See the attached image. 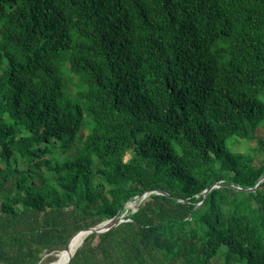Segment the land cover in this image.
Masks as SVG:
<instances>
[{"label": "trees", "instance_id": "trees-1", "mask_svg": "<svg viewBox=\"0 0 264 264\" xmlns=\"http://www.w3.org/2000/svg\"><path fill=\"white\" fill-rule=\"evenodd\" d=\"M115 217L69 264H264V0H0V264Z\"/></svg>", "mask_w": 264, "mask_h": 264}, {"label": "water", "instance_id": "water-1", "mask_svg": "<svg viewBox=\"0 0 264 264\" xmlns=\"http://www.w3.org/2000/svg\"><path fill=\"white\" fill-rule=\"evenodd\" d=\"M212 188L213 187H211V188H209V189H207L205 192H204V196L206 197L207 195H208V193L212 190ZM237 189H240V188H238V187H236ZM252 189H250V190H247V191H251ZM160 193H163L164 194V192H161V191H159ZM149 195V193H146V194H144V195H142V196H140V197H138V201H139V203H138V207H139V205L146 199V197ZM116 219H118V217H115L114 219H111V220H108V221H105L104 223H102V224H100V225H98L97 227H93V228H90V229H86V230H83V231H80V232H78V233H84V234H86V236L87 235H89L90 233H102V232H105V231H108L111 227H110V225L112 224V223H114L115 222V220ZM125 220V216L124 215H122L121 217H120V219H119V221H118V223H120V222H122V221H124ZM117 223V224H118ZM116 224V225H117ZM78 233H76V234H78ZM75 234V235H76ZM74 235V236H75ZM73 236V237H74ZM73 237H72V239H73ZM71 239V240H72ZM70 240V241H71ZM69 244H70V242H69ZM69 244L66 246V248L65 249H67L68 248V246H69ZM75 254V253H74ZM74 254L70 257V258H68V260L66 261V262H63V263H60V262H51V263H47V264H69V262H70V260L72 259V257L74 256ZM43 262H41V263H39V264H42Z\"/></svg>", "mask_w": 264, "mask_h": 264}, {"label": "bare ground", "instance_id": "bare-ground-1", "mask_svg": "<svg viewBox=\"0 0 264 264\" xmlns=\"http://www.w3.org/2000/svg\"><path fill=\"white\" fill-rule=\"evenodd\" d=\"M129 206H131V205H129ZM85 237H86V234H84L82 232L76 234L73 237V239L70 241L68 248L64 249L63 251H61L57 254L58 259L55 260V262H60V263L66 262L68 260V258H70L76 252L78 247H80L82 245ZM47 263H51V262H43L42 264H47Z\"/></svg>", "mask_w": 264, "mask_h": 264}, {"label": "rangeland", "instance_id": "rangeland-1", "mask_svg": "<svg viewBox=\"0 0 264 264\" xmlns=\"http://www.w3.org/2000/svg\"><path fill=\"white\" fill-rule=\"evenodd\" d=\"M241 143H245V142H241ZM251 145H255V143H252ZM246 145H236V149L237 150H239V151H245L246 150ZM147 198V197H146ZM134 202V203H133ZM132 203H129L128 205H127V208H133V210H135V209H137L138 208V203H139V201L137 200V201H133ZM129 205H131V206H129ZM124 216H126V215H124ZM126 218V217H125ZM57 259H58V257H57Z\"/></svg>", "mask_w": 264, "mask_h": 264}]
</instances>
